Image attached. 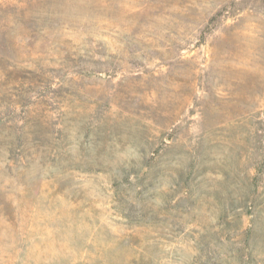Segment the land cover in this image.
Segmentation results:
<instances>
[{"label": "rangeland", "instance_id": "1", "mask_svg": "<svg viewBox=\"0 0 264 264\" xmlns=\"http://www.w3.org/2000/svg\"><path fill=\"white\" fill-rule=\"evenodd\" d=\"M0 264H264V0H0Z\"/></svg>", "mask_w": 264, "mask_h": 264}]
</instances>
